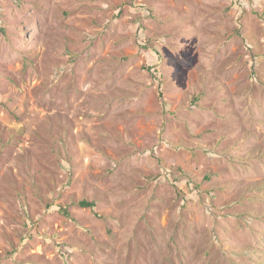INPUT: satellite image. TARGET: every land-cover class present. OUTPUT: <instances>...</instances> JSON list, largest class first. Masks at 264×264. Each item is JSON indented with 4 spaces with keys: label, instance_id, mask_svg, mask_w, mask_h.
<instances>
[{
    "label": "rangeland",
    "instance_id": "obj_1",
    "mask_svg": "<svg viewBox=\"0 0 264 264\" xmlns=\"http://www.w3.org/2000/svg\"><path fill=\"white\" fill-rule=\"evenodd\" d=\"M0 264H264V0H0Z\"/></svg>",
    "mask_w": 264,
    "mask_h": 264
},
{
    "label": "trees",
    "instance_id": "obj_2",
    "mask_svg": "<svg viewBox=\"0 0 264 264\" xmlns=\"http://www.w3.org/2000/svg\"><path fill=\"white\" fill-rule=\"evenodd\" d=\"M79 205L81 206V207H89V208H94L95 207V204L93 203V202H88V201H81L80 203H79Z\"/></svg>",
    "mask_w": 264,
    "mask_h": 264
}]
</instances>
